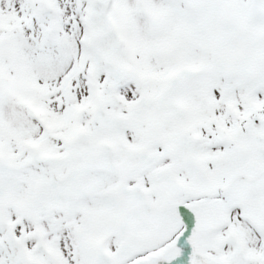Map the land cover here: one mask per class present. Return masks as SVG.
<instances>
[{"label":"snow or ice","instance_id":"6c2138e0","mask_svg":"<svg viewBox=\"0 0 264 264\" xmlns=\"http://www.w3.org/2000/svg\"><path fill=\"white\" fill-rule=\"evenodd\" d=\"M0 264H264V0H0Z\"/></svg>","mask_w":264,"mask_h":264}]
</instances>
